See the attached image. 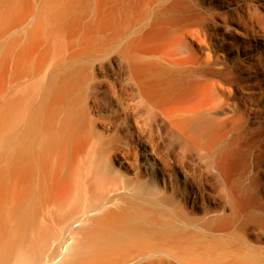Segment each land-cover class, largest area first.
Returning a JSON list of instances; mask_svg holds the SVG:
<instances>
[{
	"label": "rangeland",
	"instance_id": "rangeland-1",
	"mask_svg": "<svg viewBox=\"0 0 264 264\" xmlns=\"http://www.w3.org/2000/svg\"><path fill=\"white\" fill-rule=\"evenodd\" d=\"M21 1L9 21H22L23 32L27 23L32 29L36 17L53 21L55 12L68 2L72 4V14L60 30L51 28L50 38L36 36L37 30L30 39H19V34L7 41L0 39V140L8 132L21 131L29 110L43 105L40 133L67 135L66 128H84L76 134L86 133L96 139L103 157L130 184H134L139 172L145 171L142 159L146 157L151 164L148 171L159 175L160 192L169 194V178L161 172L153 147L157 131L145 107L152 104L138 95L135 82H130L131 71L119 56L124 47L120 34L126 32L127 25L119 17L112 19L109 9L114 0H107L105 7L97 0H90L86 6L82 0ZM137 1L140 3L127 9L131 11V15L126 12L130 21L137 15L151 14L150 0ZM165 1L160 8L153 6L159 10L154 13L159 15L160 23L143 27L134 44L135 52L146 50L147 55H161L160 52L181 46L183 32L188 33L198 39L196 56H212L217 61L214 68H223L224 75L191 79L178 86L180 89L163 94L152 86V81L177 79L171 77L174 73L155 65L153 72L141 74L137 83L145 87L158 111L167 116L204 105H223L218 114H228L229 119L222 126L205 131L203 141L198 143L200 149L191 152V161L199 174L206 172L212 146L216 154L221 153L216 165L219 176L213 168L210 170L207 193L217 196L221 187L227 191L236 222L248 224L240 232L237 226L232 227L237 231L232 232L243 236L251 248L262 249L254 264H264V241L260 243L257 238L264 237V0H183L186 6L179 7L172 5L174 0ZM50 26L44 24L42 31L48 32ZM151 28L153 33L147 34ZM133 54L131 51L129 56ZM232 106L240 110L235 115ZM164 128V150L177 147L176 154L184 156L181 145L185 141H177L170 129ZM124 151H132L133 156H122ZM180 181L182 188L190 190L185 173L180 174ZM117 195V206H148L145 195L139 199L130 191ZM216 202L230 214L225 197L218 196ZM92 217L93 214L88 215L74 230L83 229ZM74 237L81 239L82 235ZM66 255L68 259L71 253Z\"/></svg>",
	"mask_w": 264,
	"mask_h": 264
},
{
	"label": "bare ground",
	"instance_id": "bare-ground-1",
	"mask_svg": "<svg viewBox=\"0 0 264 264\" xmlns=\"http://www.w3.org/2000/svg\"><path fill=\"white\" fill-rule=\"evenodd\" d=\"M97 1L106 6L107 0ZM21 2L0 0V39L3 41L17 34L19 39H30L37 30L36 36L43 34L50 38L51 28L60 30L72 14V4L68 2L55 12L53 21L36 17L34 27L31 23L32 29H29L27 23L23 32L22 21L16 24L9 21ZM89 2L82 0L85 6ZM166 2L150 0L151 14L137 15L134 21H130L126 12L131 15L127 9L140 3L137 0H114L109 10L113 20L119 17L127 25L126 32L120 34L124 47L119 56L131 71L130 82H135L138 95L152 104L145 107L157 131L153 147L161 172L169 178L170 193L162 195L159 175L148 171L151 164L146 157L142 159L145 171L137 174L134 184L123 180L124 176L118 174L111 161L103 157L96 139L86 133L76 134L85 131L78 125L66 128L67 135L40 133L43 105H36L29 110L21 131L8 132L0 140V264H254L257 252L262 249L251 248L243 236L232 232H237L232 227L243 231L248 224L236 222L227 191L221 187L217 196L207 193L210 170L213 168L219 176L216 166L219 153L211 147L206 172L200 170L196 174L191 161V152L199 148L205 131L218 128L229 119L228 114L223 117L218 114L223 105H204L167 116L158 111V105L149 100L145 87L137 83L141 74L152 73L155 65L174 73L171 77L177 79L152 81V86L160 88L163 94L180 89L178 86L191 79L224 75L223 68H214L217 61L212 56H196L194 47L198 39L188 33L183 32L181 46L160 52L161 55H147L146 50L140 54L135 52L134 44L143 27L160 23L153 6L160 8ZM172 5L186 6L183 0H174ZM46 23L51 26L44 33ZM152 33L151 28L147 34ZM131 51L134 54L129 56ZM231 84L239 90L234 82ZM231 108L234 115L240 111L236 106ZM164 127L170 129L177 141H185L181 145L184 156L176 154L177 147L164 150ZM121 155L132 157L133 152L124 151ZM181 173H185L190 190L181 187ZM123 191L134 193L136 199L147 196L148 206L137 203L117 206V194ZM218 196L227 199L230 214L218 207ZM90 214L93 217L87 219L89 223L83 229L74 230ZM79 234L81 239L74 237ZM257 238L260 243L264 241L262 235ZM67 252L71 253L68 259Z\"/></svg>",
	"mask_w": 264,
	"mask_h": 264
}]
</instances>
